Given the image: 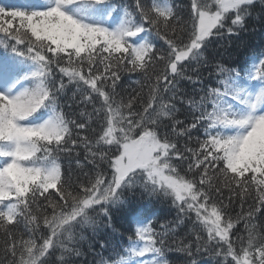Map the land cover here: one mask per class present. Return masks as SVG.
Returning <instances> with one entry per match:
<instances>
[{"label": "snow or ice", "instance_id": "1", "mask_svg": "<svg viewBox=\"0 0 264 264\" xmlns=\"http://www.w3.org/2000/svg\"><path fill=\"white\" fill-rule=\"evenodd\" d=\"M0 264H264V0L0 5Z\"/></svg>", "mask_w": 264, "mask_h": 264}, {"label": "trees", "instance_id": "2", "mask_svg": "<svg viewBox=\"0 0 264 264\" xmlns=\"http://www.w3.org/2000/svg\"><path fill=\"white\" fill-rule=\"evenodd\" d=\"M17 2H22V0H0V5L13 4ZM252 26L255 27L257 30L255 32H250L249 34H242L241 39L245 43L249 44L250 46L254 48L261 44L262 37H261L260 30H259L260 29L259 24H253ZM222 43H226V42H222ZM236 43L237 41L233 40V47H235ZM205 76H207V72L205 73ZM166 209H167L166 205L156 206V209H155L156 215L161 223L164 222L165 220L172 219V216L174 215V213L169 214ZM120 223L121 221L119 220V218H117V224L119 225ZM121 231H123V229H121ZM87 259L90 260L92 259V257L89 256Z\"/></svg>", "mask_w": 264, "mask_h": 264}]
</instances>
